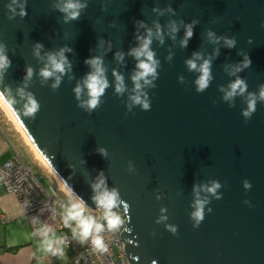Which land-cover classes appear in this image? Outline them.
<instances>
[{
  "label": "water",
  "instance_id": "95a60500",
  "mask_svg": "<svg viewBox=\"0 0 264 264\" xmlns=\"http://www.w3.org/2000/svg\"><path fill=\"white\" fill-rule=\"evenodd\" d=\"M64 2L0 0V45L11 60L0 93L15 101L19 119L4 103L45 165L92 212V185L103 173L107 188L119 193L116 210L127 217L121 240L130 264H264V101L258 99L251 118L242 115L248 94L258 96L264 85V0H81L87 6L68 21ZM193 21L194 35L182 47L184 25ZM139 22L153 32L159 23L164 37L151 44L159 66L154 86L143 89L149 110L130 100L137 60L128 53L139 46L137 35H146ZM209 32L234 38L235 47L210 42ZM64 48L72 49L65 53L71 71L53 89L55 78L44 81L40 70L48 54ZM194 53L213 56V78L203 92L195 83L200 73L186 64ZM245 55L251 67L233 75ZM94 56L103 58L109 87L88 111L80 104L88 99L83 81L92 70L85 60ZM29 67L33 75L25 81ZM114 70L124 77L123 94L115 91ZM238 77L247 92L224 100L221 89ZM21 88L40 106L34 116L23 115ZM214 181L221 185L215 194L205 190ZM197 199L207 203L194 227ZM162 215L167 219L158 223Z\"/></svg>",
  "mask_w": 264,
  "mask_h": 264
},
{
  "label": "clouds",
  "instance_id": "9594fccd",
  "mask_svg": "<svg viewBox=\"0 0 264 264\" xmlns=\"http://www.w3.org/2000/svg\"><path fill=\"white\" fill-rule=\"evenodd\" d=\"M15 2V0H14ZM86 3H82L81 0H65L63 6L60 8V11L64 12L65 20H75L78 19L81 10L86 7ZM154 11H158L154 9ZM168 11H172L171 8ZM163 15V13H160ZM21 15H25L21 11ZM183 23V22H181ZM196 21H193L191 24L184 25L185 35L184 39L181 41L182 47H187L189 40L193 37V27L196 24ZM139 27L146 29V35H137L136 39L139 42V46L130 50L128 55H131L137 60L136 70L132 76L134 83V95L130 96L132 104L141 105L144 110L150 109V102L147 99L146 93L143 91L145 87L154 86L153 81L157 78V68L159 66V61L155 58V53L151 49V44L153 38L158 39L162 44L164 42V37L161 31L159 23L155 26V32L151 28H147L143 22H139ZM169 35L172 38H175V33L179 31V26L175 21L171 22L168 25ZM208 37L210 42L219 43L223 40L224 46L228 48H233L236 45V40L234 38L227 37H217L215 33L209 32ZM251 43V41H249ZM103 44V42H101ZM111 45H109L110 49ZM42 45H36L37 56L40 55V49ZM72 49L64 48L57 53H50L47 56V63L45 67L40 70V76L44 81H47L49 78L54 77L55 83H53V89H56L60 86L61 79L63 74L71 71V63L65 55L66 52H71ZM219 54V49L216 50L215 55ZM116 59L118 62H123L124 54L117 53ZM171 59V56H169ZM213 56H209L207 59H204L200 53H194L193 59L186 61L187 67L190 71H197L200 73L199 77L196 80L197 91L203 92L209 87V84L212 80L211 74V63ZM197 61H202V63H197ZM85 63L90 66L92 69L91 72L86 76L83 81V88L87 89L88 99L81 102L80 106L86 108L88 111L96 109L101 103V97L105 94V90L109 87V82L106 78V69L103 64V58L100 56L90 57L85 60ZM252 65V59L249 55L244 56V60L241 64L233 68L232 74L243 71L245 68H250ZM11 66V60L6 54V51L2 45H0V82H2L4 73ZM25 81L30 80L33 75L32 68H28ZM115 76L116 84L115 91L117 94H123L126 90L125 81L123 75L113 71ZM181 81L183 77L179 78ZM247 82L244 79L237 78L231 82L227 89H221L224 92V100L232 101L237 95L243 96L247 92ZM77 99H80L82 87L77 85L74 89ZM18 94L21 97L26 98V103L24 105V116H34L39 110V104L30 93H26L24 88L18 89ZM258 99L264 101V85L260 86L259 95L248 94L247 98V109L243 111L242 115L249 119L256 110V104ZM0 100H3L12 112L19 119V114L16 112V109L13 107L15 101L10 99L7 95L0 93ZM131 108V105H129ZM101 154L106 155V152L101 149ZM94 192L96 193L93 197L97 209L100 213V216H94L92 211L87 207L85 201L74 193L72 188L63 182L61 184V190L65 192L68 202L67 206L63 208L62 212V226L68 228L72 232L74 239H78L81 244L91 241V245L95 250L98 251H107V245L104 243L103 237L100 235L104 231L105 225L100 223V220L106 221V227L111 231H116L124 224V219L116 211L118 205L120 204L119 193L116 189L109 190L106 186V180L103 173L97 177L96 182L92 185ZM221 185L219 182H213L211 187H207L205 190L215 194L217 189ZM244 187L249 189L251 187L248 181L244 182ZM195 191V188H194ZM197 197L199 192H196ZM219 198V197H217ZM207 203L206 200L197 199L195 203L196 210L192 213V218L196 221L194 227H198L199 223L204 219V207ZM162 212L166 211L164 209ZM211 212V209H209ZM166 216H161L160 220L157 222H163L166 220ZM169 230L175 234L177 229L175 227H170ZM52 232V229L48 226H42L38 229V233L42 240V246L46 251L50 252L53 256H65V248L67 242L64 238H49V234Z\"/></svg>",
  "mask_w": 264,
  "mask_h": 264
},
{
  "label": "built area",
  "instance_id": "2783aa9c",
  "mask_svg": "<svg viewBox=\"0 0 264 264\" xmlns=\"http://www.w3.org/2000/svg\"><path fill=\"white\" fill-rule=\"evenodd\" d=\"M0 176L6 191L17 198L37 238H43L39 235L38 229L48 226L52 229L49 236L55 233L63 234L67 249L79 244V240L73 238L71 230L62 226L58 194L54 189L44 187L24 161L18 156L15 160L8 161L0 168ZM94 211L92 212L94 216L99 217L98 209ZM118 213L124 219V224L116 231L109 230L106 221L100 220V223L105 225L100 235L107 245V251L95 250L89 239L83 244L81 264H130L124 252L125 242L121 240V234L126 229L127 217L125 212Z\"/></svg>",
  "mask_w": 264,
  "mask_h": 264
},
{
  "label": "crops",
  "instance_id": "0c3cea01",
  "mask_svg": "<svg viewBox=\"0 0 264 264\" xmlns=\"http://www.w3.org/2000/svg\"><path fill=\"white\" fill-rule=\"evenodd\" d=\"M18 134L3 119L0 111V168L17 156L24 161L21 149L38 161L32 149ZM49 238H63V234L55 233ZM42 240L36 237L17 198L6 191L0 176V264H81L83 244L80 242L73 248H65V256L60 257L46 251Z\"/></svg>",
  "mask_w": 264,
  "mask_h": 264
},
{
  "label": "rangeland",
  "instance_id": "374dc122",
  "mask_svg": "<svg viewBox=\"0 0 264 264\" xmlns=\"http://www.w3.org/2000/svg\"><path fill=\"white\" fill-rule=\"evenodd\" d=\"M0 111H1L3 119L6 122H9L11 127L16 129L20 133L18 135H20L19 137L22 138V141L24 140V142L27 145H29L28 142L26 141L25 135L23 134L21 129L18 128L17 123L13 120V118L10 117V113L1 104H0ZM32 151H33V149H32ZM33 153H34V151H33ZM21 154L23 156L22 159L25 161V163L28 165V167L31 169V171L36 176V178L40 181V183L44 187L52 188L56 191V193L58 194V198L60 200V203H61V205L59 207V211H61V210L63 211V208L65 206H67L68 198H67L66 194L60 190L58 183H57V180L54 177V175L50 172V170L43 163L40 162L39 159H37L38 161L36 162V160H33V158L31 156H28L22 149H21ZM34 155L36 156L35 153H34Z\"/></svg>",
  "mask_w": 264,
  "mask_h": 264
},
{
  "label": "bare ground",
  "instance_id": "6f19581e",
  "mask_svg": "<svg viewBox=\"0 0 264 264\" xmlns=\"http://www.w3.org/2000/svg\"><path fill=\"white\" fill-rule=\"evenodd\" d=\"M0 104L4 107V108H6L7 109V111L10 113V111L8 110V108L6 107V105H5V103H4V101L3 100H0ZM10 117L11 118H13V120L17 123V121L15 120V118L12 116V114L10 113ZM17 126H18V128H20L19 127V125H18V123H17ZM22 131V130H21ZM24 134V133H23ZM26 137V136H25ZM26 141L28 142V144H29V146L31 147V149H33V151H34V153L36 154V157H37V159H39L40 160V162L41 163H43L44 165H45V163L43 162V160L41 159V157L39 156V154L37 153V151L34 149V147L31 145V143L29 142V140L27 139V137H26ZM46 166V165H45ZM47 167V166H46ZM48 168V167H47ZM49 169V168H48ZM50 170V169H49ZM50 172H51V170H50ZM52 173V172H51ZM53 174V173H52ZM54 175V174H53ZM54 177L56 178V176L54 175ZM56 180H57V183H58V186H59V188H60V190H61V183H60V181L56 178ZM62 191V190H61ZM63 192V191H62ZM63 193H65V192H63Z\"/></svg>",
  "mask_w": 264,
  "mask_h": 264
},
{
  "label": "trees",
  "instance_id": "16d2710c",
  "mask_svg": "<svg viewBox=\"0 0 264 264\" xmlns=\"http://www.w3.org/2000/svg\"><path fill=\"white\" fill-rule=\"evenodd\" d=\"M124 207H125V208H124V209H125V211L127 212V206L125 205Z\"/></svg>",
  "mask_w": 264,
  "mask_h": 264
}]
</instances>
